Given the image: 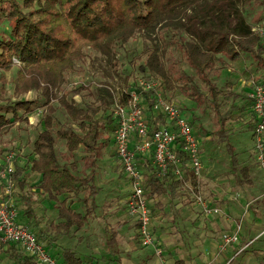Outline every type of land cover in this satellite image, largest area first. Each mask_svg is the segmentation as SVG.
<instances>
[{
  "label": "trees",
  "instance_id": "obj_1",
  "mask_svg": "<svg viewBox=\"0 0 264 264\" xmlns=\"http://www.w3.org/2000/svg\"><path fill=\"white\" fill-rule=\"evenodd\" d=\"M254 3L264 6V0H0V18L6 19L10 27L9 32L4 30L0 33V68H10L14 56L19 58L28 70L20 71L18 88L21 91L41 89L46 95L43 104L48 105V112L43 116L45 127L34 140V156L31 161L18 164L13 172L14 184L20 188L17 195L24 202V206L19 208L20 213L29 218L28 224L39 225L35 198L26 189L30 170L40 174L39 188L56 203L59 221L54 223L50 220L46 226L34 228L39 239L50 245L55 234L83 225L90 212L80 211L73 204L81 198L80 193L89 185L90 178L79 173L77 152L83 147L87 155L93 156L102 141L101 133L110 125L114 131L117 125L111 109L114 96L110 85H96L94 91L99 103L84 106L74 98L76 93L87 87L81 84L74 88L70 97L66 93L60 96V103L70 119L54 127L56 106L50 105L51 99L65 80V70L84 54L82 47L90 44L101 52L106 83L125 85L136 76L133 72L122 71L118 47L141 35L147 56L138 68L143 74L159 79V88L168 98L172 99L168 92L179 87L200 99L205 96L202 84L208 89L214 105L219 107L223 92L226 98H244L241 103L231 102L222 113V121L226 123L229 119L247 117L253 109L248 110V104H252L249 96L231 86L224 91L213 81V75L225 66V62L242 58L243 54L251 55L256 62V70L262 74L258 80L264 84V35L253 30L254 23L262 20L264 15L255 22L248 17L249 7ZM170 41L182 52L193 69L192 73L182 70L176 76L166 64L164 55ZM38 102V98L28 97L1 102L0 133L7 125L27 118ZM99 111L101 114L97 117ZM254 117L253 112L248 122L253 135ZM146 119L150 131L167 122L165 114L154 111L147 114ZM190 122L193 125L191 119ZM230 131L231 126L222 128L218 131L219 138L227 140ZM59 138L66 142V159L57 149ZM228 147L234 166L249 168L241 166L229 141ZM152 161V155L139 159V165L146 174L145 194L150 200L155 198L157 203H161L160 195L180 193V181L171 170L167 175H159ZM20 172L24 174L21 176ZM152 203L154 215L155 202ZM135 222L139 236L138 222ZM52 229L55 230L54 236ZM6 245L14 264H36V259L18 243L8 242ZM62 254L69 264L84 263L81 255L71 247H63ZM176 262L186 264L182 258Z\"/></svg>",
  "mask_w": 264,
  "mask_h": 264
},
{
  "label": "rangeland",
  "instance_id": "obj_2",
  "mask_svg": "<svg viewBox=\"0 0 264 264\" xmlns=\"http://www.w3.org/2000/svg\"><path fill=\"white\" fill-rule=\"evenodd\" d=\"M249 9L251 11L248 13V17L253 22L257 21L259 17L264 15V6L260 3H254L249 7ZM4 30L5 32H9L10 27L6 19L0 18V33L4 32ZM170 35L171 32H169V36ZM167 39L169 40V38ZM82 48L84 54L80 58L77 57L73 64L65 70V80L59 87L56 88L57 95L51 99L50 105L56 106V111L54 113L56 117L55 128L70 119L65 108L60 103V96L62 94L66 93L67 96L70 97L74 88L84 84L87 87L83 88L82 91L76 93L74 96L76 102L79 105L84 106L89 103L97 105L99 101L97 100L94 91L95 86L113 84L106 83L107 81L104 78L102 68L104 58L99 49L90 44L85 45ZM145 48L146 46L141 35L133 37L125 44L120 45L118 47V56L121 57L120 59L123 67L122 71L133 72L135 76L142 75L143 73L138 68V64L140 62H144L147 56ZM164 60L166 64L173 69L176 76L181 74L182 70L188 73L193 72L192 67H190V65L183 58L182 52L176 44H173L171 41L169 42V46L167 45ZM27 70L28 67H24V63H21L20 59L19 61L14 60V63L10 68H0V103L19 97L39 99L38 105L32 112L28 113L27 118H22L21 120H17L10 125H7L0 133V153H3L11 148H20V160H18L19 165L25 164L27 160L32 159L34 156V140L38 132L45 127L43 116L48 112V105L43 104L46 100V95L42 93L41 89L32 88L26 91H21V89L18 88L21 80L20 71L26 72ZM261 77L262 74H259V71L256 70V62L253 57L251 55L243 54L242 58L227 60L225 62V66L220 69L217 74L213 75V81L219 87L223 88L224 91H228V88L231 86V88L237 92L245 94L244 88L247 86L248 80L250 81L252 78H256L258 80ZM197 81L201 82L199 79ZM180 82L183 83L184 81L181 80ZM202 87L205 90V96L200 99L193 97L190 93L183 91L179 87L175 90H170L168 92V96L170 95L172 100L183 108L185 115L193 121L194 130L201 140V152L206 177L211 176L208 174L210 169H212V175L217 177L216 182L218 181L220 183V187L223 188L224 191L227 187L233 184V174L235 172V168L238 167H235L233 164L232 155L228 147L229 141L238 152L240 160L243 163H249V167L252 168V173L255 179L258 180V177L261 175L264 178V170L259 166V162L256 160L257 156H254V147L251 143L252 140L254 144L253 131L247 128L248 121L246 120V117L240 119H229L226 123L222 121V113L227 110L231 102L241 103L244 98H226L224 97L225 93L223 92L220 97L221 104L219 107L214 105L208 89L204 86V84H202ZM100 114L101 111H99L96 116L98 117ZM75 125L78 126L77 123H75ZM227 126H231V131L227 135V140L220 139L218 131ZM111 127L112 125H110L109 129L106 128L105 132L101 133L102 141L100 140L99 147L93 156L87 155V152L83 147L78 150V167L97 168V180H99V183L103 187L102 194L98 196V199L100 201L109 202L111 206H115L117 208L116 211L120 214H129L124 206V197L126 191L128 190L125 184L126 177L122 164L119 162L117 154L115 155L117 145L115 143L114 131ZM57 149L66 159L67 151L65 140L61 138L58 139ZM83 170L85 171V169H80L78 171L81 173ZM22 174H24V172L21 173V176ZM39 175L40 174L34 170H30V174H27L28 186L26 188L27 192L32 193L35 198L34 207L36 214L39 217V225H29L36 229H38L37 227L46 226L47 223L49 224L50 220L58 219L56 203L47 193L41 191L38 186ZM15 186V197L18 201L17 207L22 208L24 206V202L22 199H19L17 195L20 188L17 185ZM113 186H115L113 189L115 190L114 192L111 193V190L106 192L109 187ZM207 190L208 189H206V193ZM261 192L263 193L264 190L260 191L259 189H256L252 194H250L251 196L249 195V197H255L257 194H262ZM261 196L263 197L264 194ZM190 203L192 202H189L188 205H192L194 208H190V212L194 214L197 210L195 206ZM109 206L105 207V209L108 210ZM18 218L22 222L29 223V218L24 216L23 212L19 213ZM252 225L250 226L249 233L247 232V236H244L242 241L236 243V245L242 246L246 241H248L247 244L249 247L247 246L248 248H245L240 253L232 250L226 255L224 252L221 264L225 262L226 264H256L257 261H261L263 259L264 254L262 256L261 254L255 252V246H257L255 244H257L261 238L260 237L258 239L261 235L258 234L259 230L257 229V231H254L251 240L249 237L250 232H252L253 229ZM207 228L210 229V226H205V224L200 223L197 227L198 233L196 232V235H193V237H196L199 242H202L203 240L209 241L213 238H218L222 233L221 231H213V234H211L208 233ZM72 237V235H69L67 238ZM62 241L65 243L64 237L62 238ZM68 243L69 244H66L67 246H73L71 244L72 239H70ZM144 246L147 250L153 252V246ZM82 257L86 259V256L83 255ZM0 264L13 263H11L9 258L5 256L0 258Z\"/></svg>",
  "mask_w": 264,
  "mask_h": 264
},
{
  "label": "built area",
  "instance_id": "obj_3",
  "mask_svg": "<svg viewBox=\"0 0 264 264\" xmlns=\"http://www.w3.org/2000/svg\"><path fill=\"white\" fill-rule=\"evenodd\" d=\"M253 30L264 35V18L253 25ZM14 60L19 61V58L14 56ZM159 84V79L142 74L125 85L112 84L109 88L114 96L112 114L117 121L114 130L116 154L132 187L126 201L127 210L138 222L141 243L152 245L156 254L161 256L163 249L152 227L151 201L144 189L146 174L139 159L152 155V162L161 176L171 170L179 179L180 188L192 193L204 214L218 213L222 208L213 204L202 187L204 165L200 138L183 108L168 98ZM251 84L250 97L255 115L254 151L260 166L264 167V84L256 78L251 79ZM151 111L163 113L167 118L166 123L152 131L146 119ZM18 160V147L0 154V250L8 242H16L38 263L67 264L50 249V245L38 238L32 226L18 218L20 209L13 181ZM240 228L238 224L234 231L223 235V248L240 239Z\"/></svg>",
  "mask_w": 264,
  "mask_h": 264
},
{
  "label": "crops",
  "instance_id": "obj_4",
  "mask_svg": "<svg viewBox=\"0 0 264 264\" xmlns=\"http://www.w3.org/2000/svg\"><path fill=\"white\" fill-rule=\"evenodd\" d=\"M244 89V95L250 97L252 90L251 80H248V84ZM248 107V110H250L252 104H248ZM252 114L253 111L248 113L246 117L248 122L252 118ZM251 143L254 147L252 140ZM254 156L256 157V153ZM239 162L241 166L247 165L249 167V163H243L240 158ZM80 169H85V171L83 170L81 173L79 171V173L90 178L88 181L89 185L85 186L80 193L81 198L76 199L73 205L80 211L88 210L90 213L81 227L76 228L74 226L66 233L57 234H55L54 229L51 230L52 235L54 236L55 234L56 236L52 244H50V249L65 263L67 262L62 254L63 247H71L81 257L83 255L86 256V259L82 257L84 259L83 264H179L176 260L180 258L186 264H221L224 252L226 255L232 250L240 253L249 247L248 245V247L245 246L248 241L242 246L236 245V243L242 241L244 236H247L252 224L253 229L250 232V240L254 231L258 229V234H261L258 239L261 238L258 242L259 244H255L257 245L255 246V252L262 256L264 254V196H261L264 192L257 194L255 197H249L256 189L264 190V178L261 175L256 180L250 167L245 169L235 168L233 184L227 187L225 191L220 187V183L216 182L217 177L212 175V169H210L208 174L211 176L206 177L204 173L202 180L203 190L211 198L213 204L222 208V211L218 213L204 214L201 206L194 201L193 195L189 190L180 189L183 193L179 191L180 193L160 195L161 203H157L158 199L152 198L150 200L151 203L155 202L153 205L152 227L162 245L163 252L161 256L156 254L154 248L153 252H151L141 244L136 232L135 219L130 213V215L127 213L120 214L116 211L117 208L115 206L98 199V196L103 191L102 185L97 180L98 169L78 168V170ZM262 169L264 170V167ZM125 177V184L128 190L124 197V206L127 210L126 201L132 187H130L131 184L126 173ZM114 187H109L106 192L110 190L111 193L114 192ZM206 189H208L207 193ZM189 202H192L190 204H193L197 210L194 214L190 212V208H193V206H189ZM108 206V210L105 209ZM58 221L59 218L55 219L54 223ZM200 223L210 226V229L207 228L208 233L213 234V231H221V235L209 241L203 240L199 242L193 235H196L195 233ZM238 224L241 225L240 239L223 248L221 246L222 234L234 231ZM69 235L73 237L67 238ZM63 237L65 243L62 241ZM70 239H72L71 244L73 246L66 245L69 244L68 241ZM7 248L8 246L6 245L0 250V258L7 256L9 261L14 264L8 255ZM259 263L264 264V256L256 264ZM36 264L43 263H38L36 260ZM223 264H226V262Z\"/></svg>",
  "mask_w": 264,
  "mask_h": 264
}]
</instances>
